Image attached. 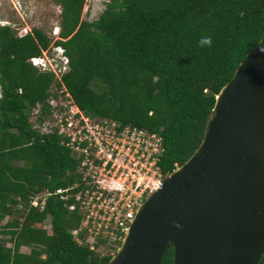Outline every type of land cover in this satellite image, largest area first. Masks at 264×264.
Instances as JSON below:
<instances>
[{
	"label": "trees",
	"instance_id": "1",
	"mask_svg": "<svg viewBox=\"0 0 264 264\" xmlns=\"http://www.w3.org/2000/svg\"><path fill=\"white\" fill-rule=\"evenodd\" d=\"M52 1L59 7L52 44L67 58L59 80L73 102L88 115L157 134L162 173L195 148L215 93L264 29V0H106L92 20L79 17L83 0ZM201 37H211V46H200ZM49 39L39 26L17 37L0 24V218L14 196L25 200L31 190L77 179L75 159L58 137L37 135L26 119L28 106L58 85L26 61ZM79 217L48 195L19 225L14 218L1 224L11 246L0 239V264H106L119 239L98 233L86 240L83 229L76 242L70 230ZM158 264H171L170 247Z\"/></svg>",
	"mask_w": 264,
	"mask_h": 264
},
{
	"label": "water",
	"instance_id": "2",
	"mask_svg": "<svg viewBox=\"0 0 264 264\" xmlns=\"http://www.w3.org/2000/svg\"><path fill=\"white\" fill-rule=\"evenodd\" d=\"M257 264L264 254V29L214 95L201 137L133 212L106 264Z\"/></svg>",
	"mask_w": 264,
	"mask_h": 264
},
{
	"label": "built area",
	"instance_id": "3",
	"mask_svg": "<svg viewBox=\"0 0 264 264\" xmlns=\"http://www.w3.org/2000/svg\"><path fill=\"white\" fill-rule=\"evenodd\" d=\"M15 28L17 37L29 29ZM57 32V26L50 28L52 40L58 38ZM52 40L26 61L37 71L51 72L58 85L51 84L43 99L28 106L26 119L37 135L58 137V143L75 159L77 179L51 190H31L25 200L14 196L12 205L19 210L17 225L28 207L39 211L48 195H56L67 210L76 209L80 215L77 226L70 230L76 242V233L83 229L86 240L98 233L120 240L143 195L159 185L163 174L156 163L159 136L133 124L81 111L59 80L67 58Z\"/></svg>",
	"mask_w": 264,
	"mask_h": 264
},
{
	"label": "rangeland",
	"instance_id": "4",
	"mask_svg": "<svg viewBox=\"0 0 264 264\" xmlns=\"http://www.w3.org/2000/svg\"><path fill=\"white\" fill-rule=\"evenodd\" d=\"M105 1L83 0L79 17L84 20H92L101 10ZM58 11V5L52 0H0V24H6L11 28L12 32L16 30L15 27L29 28V32L32 26H39L42 30L46 31L50 42L52 40L50 28L53 26L58 27ZM8 205L10 206V213H5L0 218V227L3 222L15 219L19 212L12 205V202H9ZM47 218V216L44 218V225L47 222ZM19 219L21 220L22 216ZM0 239L4 246H11V239H8L7 233H0ZM18 250L26 252L27 246L19 245Z\"/></svg>",
	"mask_w": 264,
	"mask_h": 264
},
{
	"label": "clouds",
	"instance_id": "5",
	"mask_svg": "<svg viewBox=\"0 0 264 264\" xmlns=\"http://www.w3.org/2000/svg\"><path fill=\"white\" fill-rule=\"evenodd\" d=\"M211 37H201L200 41H199V44L200 46H211Z\"/></svg>",
	"mask_w": 264,
	"mask_h": 264
}]
</instances>
